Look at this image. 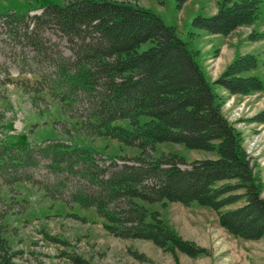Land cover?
I'll return each mask as SVG.
<instances>
[{
	"label": "trees",
	"instance_id": "obj_1",
	"mask_svg": "<svg viewBox=\"0 0 264 264\" xmlns=\"http://www.w3.org/2000/svg\"><path fill=\"white\" fill-rule=\"evenodd\" d=\"M177 1L180 7L187 0ZM260 7L261 0H222L216 14L197 16L192 26L210 35L228 36L239 27L252 25ZM2 17L6 38L34 53L28 59L32 62L29 67L34 65L41 75L29 87L30 92L48 91L66 111L77 107L83 114L77 125L86 128L88 134L140 151L133 158L107 157L110 164L100 169L95 165V150L71 144L51 148L53 165L66 158L72 169L71 155L81 162L78 173L91 190L78 192L73 200L82 208H94L109 234L148 240L162 249L177 248L193 255L192 247L144 206L167 201L212 208L219 224L242 239L259 240L264 236L261 184L249 167L239 136L221 115L194 54L173 27L148 9L104 0H67L62 7L42 8L37 16L8 13ZM51 28L64 38L70 56L61 52L54 58L48 56L45 31ZM147 43L150 46L140 51ZM42 65L50 72L44 74ZM255 65L254 55L237 57L213 84L234 95L260 91L262 83L257 77L241 76ZM20 73L36 71L26 68ZM25 83L27 80L19 86L27 88ZM82 117L84 124L80 122ZM160 143L216 151L218 158L189 164L175 154L149 158L147 151H154ZM8 148L12 147L4 153L10 155ZM232 180L236 183H227ZM239 189L245 193L231 194ZM242 197L246 199L243 206L220 212ZM73 261L86 264L78 258ZM0 264L12 263L0 254Z\"/></svg>",
	"mask_w": 264,
	"mask_h": 264
},
{
	"label": "rangeland",
	"instance_id": "obj_2",
	"mask_svg": "<svg viewBox=\"0 0 264 264\" xmlns=\"http://www.w3.org/2000/svg\"><path fill=\"white\" fill-rule=\"evenodd\" d=\"M104 1L148 9L166 26L175 29L188 49L196 52L193 53L195 57L197 49L206 42L201 30L192 26V20L216 14L222 0H187L180 7L177 0H162V4L159 0ZM66 2L0 0V247L3 245L0 254L12 264H75L73 258L86 264H264V236L259 240H245L230 234L219 224L217 212L210 207L194 202L189 205L167 201L144 204L149 212L158 214L176 237L192 247L193 255H188L177 248L162 249L148 240L117 238L105 230V221L94 208H82L74 202L78 192L91 190V186L78 173L82 164L74 156L69 157L74 163L72 169L66 158L57 166L52 164V146H70L71 143L77 148L95 150V165L100 169L110 164L109 157L133 158L140 151L106 137L88 134L86 128L77 125L78 117L83 116L77 107L66 111L48 91L30 92L29 87L41 75L34 65L29 67L32 62L28 59H32L34 53L6 38L2 16L25 14L30 10L33 12L29 17L37 16L41 13L38 8L62 7ZM229 35L228 41L220 36L213 43L214 49L208 55L212 60L208 63L214 79L208 84L221 115L240 138L249 167L261 184L260 198L264 200V0H261L257 20ZM45 41L50 58L56 57L57 52L70 56L66 41L55 28L45 31ZM222 42L227 47L220 52ZM149 46L148 43L142 45L140 51ZM246 55H254L256 65L241 76L257 77L262 90L234 95L213 84L235 58ZM26 60L28 65L23 64ZM195 61L198 63L197 58ZM42 66L44 74L50 72L48 66ZM26 68L35 70L36 74L20 73ZM26 80L24 86L27 88L20 87ZM80 122L84 124L83 117ZM120 123L129 127L126 122ZM6 146L13 148H8L10 155L4 153ZM16 148L26 150L21 152ZM147 153L153 160L175 154L183 157L187 164L218 158L216 151L191 150L174 143L156 144L154 151ZM179 167L187 168L186 165ZM227 183L235 184L236 181ZM244 193L239 189L231 194L241 196ZM245 201L242 197L220 212L243 206Z\"/></svg>",
	"mask_w": 264,
	"mask_h": 264
},
{
	"label": "crops",
	"instance_id": "obj_3",
	"mask_svg": "<svg viewBox=\"0 0 264 264\" xmlns=\"http://www.w3.org/2000/svg\"><path fill=\"white\" fill-rule=\"evenodd\" d=\"M238 29H240V27L237 28V31H238ZM201 35L204 38V40H205L206 43H205V45L202 48H200V50L197 49L198 55H195L194 58H197L198 63H199L200 59L202 60V61H200V69H201V67L203 68V71L202 70L201 71L203 72V75H204L206 81L207 82L208 81L211 82L214 78H211V76H210L211 75V72L209 70L211 69V67L209 66V63L208 62L210 60H212V59H210L208 55L214 49L213 43H215V40L218 39L220 36L219 35H210V34L204 32V31H201ZM230 36L231 35H229L227 37H223V38H224V40H227L228 41V38ZM227 41H226V43H227ZM226 43L225 42H222L221 43L222 45L220 44V46H221V47L219 46L220 47L219 48L220 49V52H222V50H221L222 48L227 47ZM193 53L195 54L196 52H193ZM232 59H234V58H232Z\"/></svg>",
	"mask_w": 264,
	"mask_h": 264
}]
</instances>
